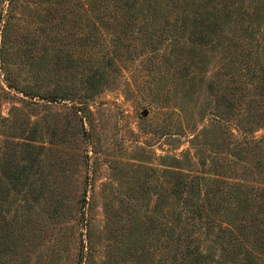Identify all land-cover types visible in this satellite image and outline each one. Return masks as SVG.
Returning <instances> with one entry per match:
<instances>
[{
  "label": "rangeland",
  "instance_id": "rangeland-1",
  "mask_svg": "<svg viewBox=\"0 0 264 264\" xmlns=\"http://www.w3.org/2000/svg\"><path fill=\"white\" fill-rule=\"evenodd\" d=\"M154 1L153 10L149 0L132 2L137 32L123 34L119 50L105 24L111 4L89 11V0H21L5 45L0 22V160L16 152L28 174L7 201H15L6 220L21 251L13 264L181 263L179 250L164 248L165 170L196 169L182 154L201 129L202 154L221 172L238 158L239 181L264 180V140L261 153L246 156L236 132L251 127L264 138V12L255 21L245 12L251 0H197L196 16L211 12L208 26L217 14L218 25L201 32L191 18L177 31L172 10L183 0ZM258 37L259 47L248 45ZM91 71L106 77L94 95L84 82ZM212 260L226 258L209 250L201 264Z\"/></svg>",
  "mask_w": 264,
  "mask_h": 264
},
{
  "label": "trees",
  "instance_id": "trees-1",
  "mask_svg": "<svg viewBox=\"0 0 264 264\" xmlns=\"http://www.w3.org/2000/svg\"><path fill=\"white\" fill-rule=\"evenodd\" d=\"M89 1L90 4L87 5L89 11L90 8L92 10L98 9L99 4H104L99 9H104L109 4L112 5L115 17L107 19L105 24L108 28H113L115 34L113 42L117 50L124 49L125 38L122 39L123 34L128 38L129 34L137 32L136 28L133 27L134 19L129 15L132 2H135V0H132V2L129 0ZM196 1L183 0L184 4H177L178 9L172 10L174 22L172 27L174 29L186 31L191 18L195 27L199 24L202 25L201 32L207 26L212 13L210 12V16H205L207 11L202 6V11L199 13L205 17H197L196 12L193 11V6L195 8V5L198 4V1ZM206 1L207 3L204 6H207L210 0ZM97 3L98 5L94 6ZM148 3L151 10H153L156 1L149 0ZM212 3L214 4V0H212ZM5 7L6 9H4ZM19 7H21V0H0L3 45L9 38L7 36L13 32V26L18 19L17 9ZM211 9L215 10V13L219 12V7L216 5ZM246 9H249V11L245 10L248 17L257 21L263 17L264 3H262V0H251ZM216 15L214 16L216 20L207 26V31L210 34L218 25L216 21H220ZM117 16H120V19H117ZM169 23L166 22L164 28H162L164 33L171 31V26H169L171 24ZM94 26L97 27V25ZM258 38L253 39L248 45L256 44V47H259L262 39ZM84 39L86 44L89 45L90 37ZM201 39L204 40V38ZM49 41L46 40L42 45V60L45 54L49 55L51 51L50 43H47ZM177 41H179V38L174 36V42ZM212 42L210 35V43ZM1 51V62L5 63L3 48ZM258 54L259 52H248L247 57L256 59ZM105 78L104 72L91 71L84 79V82L89 86L87 90L93 95L97 94L99 88L104 84ZM11 82L13 80L9 79L8 84H13ZM93 95L88 96L92 98ZM180 111L183 114V111ZM214 116V121L219 123V117ZM206 132L207 129H201L187 139L192 147L182 154V157H186V160L182 162L196 165L195 170L186 171L177 166H167L168 168L165 170L168 179L165 181L163 195L165 210L164 237L166 240L164 248L171 250L175 247V250L181 252L180 254L183 255L184 259L179 264H201L202 259L205 258L209 250L210 257L215 253L225 257V264H264V180L258 178L256 181L252 179V182L258 184L256 187L239 181L243 179L233 175L237 172L239 164L235 162L240 161L238 158L222 172L219 170L215 158L205 159L202 154L204 146L202 139ZM236 132L241 135L237 144V149L241 154L244 153L246 156L258 155L263 151L264 138L260 139L252 135L251 127H236ZM170 137L171 135L168 136V138ZM16 156V152H13L10 154V161L2 162L0 160V264H13V262L20 261L21 251L18 236L11 230L12 224L9 225L6 220V213L10 211V207L15 203V201H12L7 204V201L11 195L15 194L13 192L19 191L24 184L23 178L28 176L27 168L19 169L18 165L14 164ZM26 156L30 159L33 158L31 152H27ZM169 159L178 165L182 163L181 158L169 157ZM261 163L262 161L259 165ZM2 177L9 181V186L6 187ZM55 211L57 212V208H55ZM29 220L28 216L25 222ZM2 221L4 223H1ZM11 221H16L15 216ZM3 230H5V233ZM182 238H184L183 241H181ZM209 238L210 241H207ZM209 242L210 246L206 245ZM212 262L217 264V261L212 260Z\"/></svg>",
  "mask_w": 264,
  "mask_h": 264
}]
</instances>
